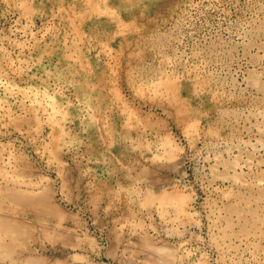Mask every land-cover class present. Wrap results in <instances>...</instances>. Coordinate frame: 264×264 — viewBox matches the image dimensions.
<instances>
[{
	"label": "rangeland",
	"instance_id": "1",
	"mask_svg": "<svg viewBox=\"0 0 264 264\" xmlns=\"http://www.w3.org/2000/svg\"><path fill=\"white\" fill-rule=\"evenodd\" d=\"M257 119L264 0H0V264H264Z\"/></svg>",
	"mask_w": 264,
	"mask_h": 264
},
{
	"label": "bare ground",
	"instance_id": "2",
	"mask_svg": "<svg viewBox=\"0 0 264 264\" xmlns=\"http://www.w3.org/2000/svg\"><path fill=\"white\" fill-rule=\"evenodd\" d=\"M263 56V55H262ZM255 82V81H254ZM242 83V82H241ZM254 84V83H253ZM252 82H249L248 85H253ZM262 108V107H261ZM247 116V115H246ZM262 116V115H261ZM246 119V118H245ZM254 121H252V128L254 130V132L257 133V135H262L264 133V122H262L261 120H255V122L253 123ZM260 142V141H259ZM259 145V144H258ZM262 148H264V143H262L260 145ZM246 151V150H245ZM249 165V160L247 158L243 159L242 160V166L243 167H246ZM261 181V180H260ZM262 183H264V179H262Z\"/></svg>",
	"mask_w": 264,
	"mask_h": 264
}]
</instances>
